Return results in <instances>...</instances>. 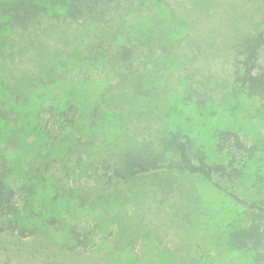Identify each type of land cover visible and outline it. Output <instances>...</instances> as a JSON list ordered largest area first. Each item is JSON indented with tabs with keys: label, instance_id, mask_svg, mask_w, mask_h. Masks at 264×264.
Wrapping results in <instances>:
<instances>
[{
	"label": "rangeland",
	"instance_id": "374dc122",
	"mask_svg": "<svg viewBox=\"0 0 264 264\" xmlns=\"http://www.w3.org/2000/svg\"><path fill=\"white\" fill-rule=\"evenodd\" d=\"M173 3L182 15L171 38L178 46L175 53L157 46L146 61L152 66L149 96L129 85L120 88L108 66L84 59L89 39L81 23L47 16L23 37L12 32L15 54L4 69L0 65V78L23 96L15 101L16 119L0 118V171L19 189L26 172L34 175L28 182L41 190L25 201L32 233L0 232V264H255L250 250L228 241L243 207L202 176L150 173L102 185L84 171L107 152L152 153L157 147L145 143L162 137L185 138L193 153L224 162L216 139L229 128L259 148L237 189L251 196L264 190L263 100L232 78L236 40L255 23L264 26V0ZM138 16L145 13L132 14ZM153 17L171 18L159 4ZM157 57H163L161 64ZM260 58L264 64V51ZM205 87L210 96L199 104ZM188 89L194 94L190 101L184 99ZM67 102L77 106V131L51 122L47 108ZM78 143L84 146L76 149ZM51 217L58 224L50 225ZM69 227L91 242L77 243Z\"/></svg>",
	"mask_w": 264,
	"mask_h": 264
},
{
	"label": "trees",
	"instance_id": "16d2710c",
	"mask_svg": "<svg viewBox=\"0 0 264 264\" xmlns=\"http://www.w3.org/2000/svg\"><path fill=\"white\" fill-rule=\"evenodd\" d=\"M155 4L166 6L171 18H154ZM178 6L173 0H0V65L4 69L5 61L15 54L12 49L14 38H11L13 31L23 37L43 17L58 16L61 23L76 22L86 27L89 46L84 59L98 60L108 66L120 78V88L129 85L137 92H147L149 96L152 90V85H149L152 82V66L148 67L146 61H152L157 46L175 53L178 45L171 38L180 30L178 23L182 15ZM133 13H145V17L132 18ZM166 21L169 22L168 26L163 24ZM262 23H255L254 30L245 32L236 40L232 78L236 86L262 98L264 105V64L260 58L264 51ZM156 59L160 64L163 62V57ZM0 85L3 90L0 118L7 122L11 117L16 119L17 113H20L15 110V101L22 98L23 94L19 88L6 83L2 78ZM209 90L205 87L201 92L199 104L210 96ZM193 97L192 90L188 89L184 99L190 101ZM47 109L52 113V123H59L61 128L79 129L75 120L78 115L76 104H52ZM38 126L42 129L41 122ZM145 144L157 148L152 149V153L144 148L136 152L127 148L120 155L107 152L97 162H88L90 165L84 171L91 172L90 175L102 185L129 181L150 173L174 172L202 176L243 207V215L229 230V244L235 249L250 250L255 264H264V190L251 196L237 189L246 178L250 162L258 158L259 148L249 144L238 131L229 128L220 130L216 139V151L225 155L224 162H209L202 151L193 153L185 138H175L171 142L167 137H162ZM75 145L76 149L77 146H84L81 143ZM79 151L86 152L83 149ZM25 174L19 189L8 182L5 171H0V232L23 237L32 233L25 222L24 206L31 194L33 199L39 196L41 187L36 182H28L36 176L29 178L27 172ZM47 222L56 225L58 219L51 217ZM68 230L69 234L77 235V243L86 245L91 242L89 236L81 238L75 227H69Z\"/></svg>",
	"mask_w": 264,
	"mask_h": 264
}]
</instances>
